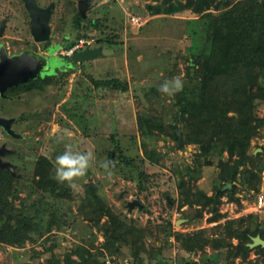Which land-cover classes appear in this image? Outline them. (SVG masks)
<instances>
[{
	"label": "rangeland",
	"instance_id": "obj_1",
	"mask_svg": "<svg viewBox=\"0 0 264 264\" xmlns=\"http://www.w3.org/2000/svg\"><path fill=\"white\" fill-rule=\"evenodd\" d=\"M89 1L94 5L81 19V25L92 18L105 19L117 34V42L100 44L102 54L60 72L55 80L44 83L42 91L22 94L16 107L4 105L7 111L16 109L14 113L24 110L29 117L28 121L15 126L22 137L12 138L9 145L23 153L43 154L49 165H43L38 176L32 170L33 163L18 165L22 177L10 180L12 191L4 189L13 208L38 220L40 227L31 230L21 244L0 241V264H81L91 255L95 256L91 257L92 264H101V259L111 252L101 227L108 216L101 214L96 223V211H92L95 201L129 227L140 230L139 236L132 232L113 239L112 249L116 247L114 253L118 255L134 256L144 241L146 251L160 252V256L150 258L148 253L140 251L145 262L166 259L169 262H201L204 256L213 254L217 255L218 261H223L227 248L218 250L206 244L202 249H187L176 235L199 228L214 233L213 228L220 230V226L214 227L216 224L247 214H252L249 218L252 227L264 228V206L257 207L255 203L258 193H264V128L251 138L249 146V152L262 151L259 190L246 189L238 179L234 196L241 206L236 200H230L228 193L220 197V202L205 206L193 201L201 196L200 192L215 196L222 191L218 190L222 185L216 187L220 182L217 163L219 158H227L226 151L218 154L214 150L209 155L210 163L193 172L198 143L184 142L181 133L182 142L178 146L174 128H170L171 124H177L175 128L183 130L185 136L196 131L192 117L186 115L183 119L175 115L180 109L179 99L198 95V80L188 68L189 63L196 62L195 55H202L210 44L207 17L190 8H176L177 2L185 0ZM236 1L215 0L204 11L217 13L225 7H217L218 3L231 5ZM1 2L0 14L9 12L4 4L6 0ZM56 2L52 16L53 39H60L66 32L72 39L86 33L97 36L95 27L74 25L77 0ZM169 4L176 9L167 11ZM130 14L139 15L142 22L132 24ZM7 34L20 32L10 29ZM60 47L56 43L53 48ZM59 54L63 53L60 51ZM178 75L184 78L181 92L169 97L158 91L165 80ZM114 78L122 88L94 83L95 80L111 81ZM142 111L146 112V119ZM257 112L261 114L263 107L259 106ZM54 130L55 137L52 136ZM67 143L80 151L91 149L95 155L87 174L76 180L74 187L55 179V158L64 151ZM105 161H111L107 171L101 166ZM40 178L43 184L47 182L45 179H55L59 186L56 193L36 185L35 181ZM88 184L94 188L95 198ZM134 198H140L143 206L135 205L129 210L127 202ZM216 211L223 216L209 221L208 217ZM53 216L54 222L46 229ZM1 221L0 216V224ZM124 223L119 227L121 235L126 229ZM232 241L237 240L233 238ZM254 256L251 251L250 257ZM237 261L239 258L235 259Z\"/></svg>",
	"mask_w": 264,
	"mask_h": 264
},
{
	"label": "trees",
	"instance_id": "obj_2",
	"mask_svg": "<svg viewBox=\"0 0 264 264\" xmlns=\"http://www.w3.org/2000/svg\"><path fill=\"white\" fill-rule=\"evenodd\" d=\"M215 0H185L177 2L176 8H190L194 12H202L207 19V36L210 44L208 49L202 55H195L196 62L189 63L188 71L194 73L197 81L198 95L196 98H181L178 100L179 110L175 116H181L183 119L192 117L196 124V131L191 136H185L183 130H180L184 136V142L194 141L198 143V151L194 154L193 172L205 164L210 163L209 155L216 150L219 153L227 152V158H219L217 167L219 168L218 178L220 182L216 187L227 182L232 184V188H226L218 192L215 196L207 195L200 192L201 196L193 201L201 203L203 206L210 203L220 202V197L228 193L230 200H236L241 206L238 198L234 196L237 189L236 181L240 179L246 189L253 188L258 191L261 184L262 170V151L249 152L250 140L253 136L260 134L264 128V0H237L229 3H218L217 7L225 5L217 13L205 12ZM227 4V5H226ZM229 5V6H228ZM175 6L169 4L167 11H174ZM204 11V12H203ZM84 19L79 12L73 21L74 25L79 28L95 27L97 32L96 44L102 43L115 44V32L106 20L89 19L86 24L80 23ZM80 36V35H79ZM76 39V38H75ZM70 41L65 47L69 46ZM48 80H44L47 83ZM96 85L109 84L121 87L117 79L111 81L95 80ZM126 85V84H125ZM124 89V88H123ZM259 106L263 107V112H257ZM177 124H171L170 128H175ZM172 135L170 129L169 132ZM193 133V132H192ZM177 145L181 144L177 141ZM264 150V148H263ZM49 165V163H44ZM140 174L143 175V172ZM10 175L0 177V241L8 243H23L28 237L31 230L39 229L38 220L26 216L21 211L17 212L12 204L7 200V194L4 189L11 190L12 184ZM42 177V176H41ZM45 184L41 178L36 180V185L44 186L46 189H55L59 187L55 179H45ZM183 185V184H182ZM181 185V186H182ZM88 188L92 192V197L96 193L91 184ZM60 193H63L61 191ZM192 202V200H190ZM95 209V221L98 223L100 215L105 213L108 216L107 221L103 222L101 227L104 229L108 239L107 247L111 254L116 249L113 247V239L121 238L125 234L135 233L137 236L141 233L134 226L129 227L122 222L118 216L110 210L105 209L100 202H93ZM91 211V213H92ZM223 213L216 211L208 217L209 221H216ZM252 214L242 215L235 218L227 219L220 226V230L214 233L205 228L187 232L185 234L177 232V238L181 240L182 245L187 248H204L206 244L214 249L227 248L226 258L223 259L225 264H264V247L256 245L250 247L251 236L260 234L264 238V228L256 225L251 226ZM91 218V215H90ZM54 222L49 221L46 229L51 227ZM126 226L124 234L119 233V227ZM219 223V222H218ZM211 234V235H210ZM236 238V242L232 239ZM137 239H139L137 237ZM140 240V239H139ZM145 243L142 241L138 250L131 256L134 264L144 263L140 251L148 253L150 258L153 255L160 256L157 250H147ZM254 251L255 256L250 257V252ZM91 255L89 258L82 260L81 264H92ZM69 258V257H68ZM105 256L101 259L104 263ZM239 261L235 262V259ZM151 260V259H150ZM217 255L204 256L202 261H183L178 263L187 264H210L218 262ZM152 262V261H150ZM166 260H157L156 264H171ZM54 264H59L54 262Z\"/></svg>",
	"mask_w": 264,
	"mask_h": 264
},
{
	"label": "flooded vegetation",
	"instance_id": "obj_3",
	"mask_svg": "<svg viewBox=\"0 0 264 264\" xmlns=\"http://www.w3.org/2000/svg\"><path fill=\"white\" fill-rule=\"evenodd\" d=\"M6 0L4 3L10 10L4 14H0V60L2 55L11 57L14 55L26 53L27 56L23 61L22 67L25 70H31L38 65V70L34 77H28L26 81H21L12 85H8L0 92V117L3 118V124H0V146L4 144L6 147L13 149L11 152L0 153V177L10 175L12 178H21L22 172L18 170V165L25 166L26 162L33 163V172L37 176L41 173L42 166L45 163L43 154L32 155L23 153L14 146H10L9 142L12 138L22 137V133L15 128L22 122L28 121L29 117L24 110L19 113H14V110L7 111L4 107L5 103L16 107L19 105V100L22 94L30 91H42L44 80H55L59 77L60 72L74 68L77 62L71 60V55H60L59 52L65 47L66 43L74 41L69 33L62 34L60 39H53L52 32L55 31L52 26V16L55 12L56 0H35L39 6L45 7L52 4L49 17L50 31L46 40L37 41L31 32V16L26 8L23 0ZM1 2V0H0ZM2 3V2H1ZM94 3L89 0H77V12L81 14L80 8L85 10V15L92 8ZM82 15V14H81ZM82 15V16H85ZM16 21V22H15ZM13 29L19 31L20 34L9 35L8 30ZM7 37V38H6ZM59 43L62 47L55 50L54 45ZM43 58H42V57ZM83 60L79 61L82 62ZM23 104H25L22 101ZM20 160V162H19ZM6 162L12 164V169L3 165Z\"/></svg>",
	"mask_w": 264,
	"mask_h": 264
},
{
	"label": "water",
	"instance_id": "obj_4",
	"mask_svg": "<svg viewBox=\"0 0 264 264\" xmlns=\"http://www.w3.org/2000/svg\"><path fill=\"white\" fill-rule=\"evenodd\" d=\"M23 1L31 16V32L34 36V39L37 41L46 40L50 31L48 20L50 17L52 4L42 7L39 6L35 0ZM80 11L82 15H85V10L83 8H80ZM100 54H102L100 45L85 47L71 54V60L79 62L81 60L93 58L94 56ZM27 56L29 55H26L25 52L11 57L2 55V59L0 60V92H3V89L8 85L26 81L28 77H34L36 75L38 65L34 66L31 70H25V68L22 67L24 64L23 60ZM142 116L144 119L147 118L145 111H142ZM0 124L5 126V124H3L2 117H0ZM173 134L178 138L179 143H181L182 134L178 128L173 129ZM11 151H13V149L6 147L4 144L0 146V153ZM3 165H6L12 169V164L10 162H6ZM230 187L231 183L227 182L223 184L218 190H223ZM135 205L141 208L143 206V201L140 198H134L127 202V207L129 210H131ZM251 239L252 241L248 243L250 247H254L256 245H261L264 247V238H262L260 234L257 233L256 235H252Z\"/></svg>",
	"mask_w": 264,
	"mask_h": 264
},
{
	"label": "clouds",
	"instance_id": "obj_5",
	"mask_svg": "<svg viewBox=\"0 0 264 264\" xmlns=\"http://www.w3.org/2000/svg\"><path fill=\"white\" fill-rule=\"evenodd\" d=\"M184 88L183 76H175L165 80L158 88V91L169 97L179 93ZM52 136H56V130ZM95 160L94 152L89 149L80 151L74 148L71 143L64 146V151L55 158V179L60 182H68L70 186H75V181L84 177ZM111 161H105L101 166L107 171ZM111 176V172L108 171Z\"/></svg>",
	"mask_w": 264,
	"mask_h": 264
},
{
	"label": "built area",
	"instance_id": "obj_6",
	"mask_svg": "<svg viewBox=\"0 0 264 264\" xmlns=\"http://www.w3.org/2000/svg\"><path fill=\"white\" fill-rule=\"evenodd\" d=\"M129 21L134 25L142 22L141 17L137 14H130ZM95 45H96V36L94 33L81 34L69 46L64 47L61 50V52L65 55H71L82 48L92 47ZM255 203L257 207L264 206L263 192L258 193ZM103 264H134V262L132 261L130 256H117L115 254H111L105 256ZM142 264H156V263L144 262ZM171 264H187V263L173 262ZM210 264H225V263H223L222 261H218Z\"/></svg>",
	"mask_w": 264,
	"mask_h": 264
},
{
	"label": "crops",
	"instance_id": "obj_7",
	"mask_svg": "<svg viewBox=\"0 0 264 264\" xmlns=\"http://www.w3.org/2000/svg\"><path fill=\"white\" fill-rule=\"evenodd\" d=\"M95 57V56H94Z\"/></svg>",
	"mask_w": 264,
	"mask_h": 264
}]
</instances>
